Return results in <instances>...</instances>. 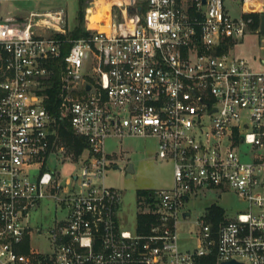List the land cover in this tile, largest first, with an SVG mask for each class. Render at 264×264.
Masks as SVG:
<instances>
[{
	"label": "built area",
	"instance_id": "obj_1",
	"mask_svg": "<svg viewBox=\"0 0 264 264\" xmlns=\"http://www.w3.org/2000/svg\"><path fill=\"white\" fill-rule=\"evenodd\" d=\"M238 1L260 16L264 51V2ZM105 21L73 39L65 8L0 19V264H264V70L229 52L255 17L232 18L225 0H115ZM59 59L55 115L44 91ZM66 120L88 147L62 182L49 158ZM110 137L155 138L174 162V186L140 198L147 233L122 225L123 193L105 184ZM224 190L246 209L215 225L208 208L183 249L187 205ZM48 197L67 215L41 253L30 219Z\"/></svg>",
	"mask_w": 264,
	"mask_h": 264
},
{
	"label": "rangeland",
	"instance_id": "obj_2",
	"mask_svg": "<svg viewBox=\"0 0 264 264\" xmlns=\"http://www.w3.org/2000/svg\"><path fill=\"white\" fill-rule=\"evenodd\" d=\"M96 0H89L85 15V28L88 25V10ZM112 0L106 1L101 12L110 17ZM115 1V0H114ZM120 1L121 4V0ZM125 1V0H124ZM264 2V0H262ZM225 7L232 18L242 16H254L256 23L251 26V33L243 39L231 42L229 52L231 55L244 58L249 61L250 67L254 70H264V65L260 59L264 58V51L261 49V36L256 32L259 27L260 16L252 13L238 0H225ZM65 8L68 15V25L70 32L73 31L78 23L79 0H45V1H3L0 17L6 18L16 16L19 12L29 13L31 11H49ZM120 12V8H117ZM21 22H15L20 24ZM257 59V60H256ZM64 149L63 151L61 149ZM244 146V149H247ZM54 151L49 158V165L53 170H57L60 180L64 182L67 176L77 171V167L72 164L79 162V156L67 144L60 133ZM86 151V148L83 152ZM106 152L112 161L111 166L106 172L105 184L109 187L121 190L123 193L122 214L123 226L134 231L138 227V216L142 210L140 205L139 191L141 190H163L174 186V162L170 159L159 157L158 140L151 137H110L106 140ZM85 157V156H84ZM244 160H247L244 158ZM133 164L135 173L128 178L127 168ZM119 166L121 169H116ZM37 173V171H34ZM222 194V195H221ZM208 192L199 198L192 199L187 205V209L192 212L189 222L179 225L181 246L183 249H194L197 245L196 236L198 233L197 222L208 214V208L218 205L225 210V215L233 216L247 207V203L233 193L231 190L222 193ZM67 215V210L57 205L52 197L44 199L41 207L31 214V226L33 233L30 236L31 247L41 253H49L51 247L50 232L57 221Z\"/></svg>",
	"mask_w": 264,
	"mask_h": 264
},
{
	"label": "trees",
	"instance_id": "obj_3",
	"mask_svg": "<svg viewBox=\"0 0 264 264\" xmlns=\"http://www.w3.org/2000/svg\"><path fill=\"white\" fill-rule=\"evenodd\" d=\"M89 0H79V11H78V20L79 23L77 27L69 33V37L73 39L80 38L82 36H86L88 33L85 30V15H86V8L88 5ZM109 0H96L94 2V5L89 8L88 10V21L91 23H96L98 21L99 24L104 25L107 20L106 15L101 12V8L103 4ZM115 2L114 0L111 1ZM70 46L67 45L63 49V56L67 55L69 53ZM62 63V59H59L58 61H55L53 63V67L55 68V74L54 76L46 83V89L44 91V94L46 96L45 99V106L55 115L60 114V106H61V85H60V66ZM1 61H0V67H1ZM1 74V71H0ZM61 129L60 133L62 137L66 140L67 144L75 151V153L80 156L84 149L88 147L86 139L79 137L75 134L73 131L70 123L66 120L64 122H61ZM151 190H141L139 191V200L140 198H144L145 196L150 195ZM225 214V210L218 206V205H212L209 209V218L210 220L217 225V223L223 219ZM208 216V214H207ZM154 216L149 213H139L138 216V230L142 233L149 232L151 222H153Z\"/></svg>",
	"mask_w": 264,
	"mask_h": 264
},
{
	"label": "water",
	"instance_id": "obj_4",
	"mask_svg": "<svg viewBox=\"0 0 264 264\" xmlns=\"http://www.w3.org/2000/svg\"><path fill=\"white\" fill-rule=\"evenodd\" d=\"M206 2H207V0H204V3H206ZM1 7H2V3L0 2V10H1ZM261 32L262 33L264 32V16L262 17ZM89 88H90V86H89ZM115 168L116 169L123 170L119 166H116ZM127 173H128V178H131L134 175V173H135V167H134L133 164L129 165V167L127 168ZM184 216L185 217L190 216V213L187 212V213L184 214ZM223 264H241V263H238L236 261H230V262H225Z\"/></svg>",
	"mask_w": 264,
	"mask_h": 264
},
{
	"label": "crops",
	"instance_id": "obj_5",
	"mask_svg": "<svg viewBox=\"0 0 264 264\" xmlns=\"http://www.w3.org/2000/svg\"><path fill=\"white\" fill-rule=\"evenodd\" d=\"M43 1H45V0H43ZM32 12V11H31ZM1 13V12H0ZM30 13V12H29ZM29 13H22V12H19L16 16H14V17H16L17 18V20L19 21V22H22L25 18H26V16L29 14ZM0 19L2 20V19H5V18H2V17H0Z\"/></svg>",
	"mask_w": 264,
	"mask_h": 264
},
{
	"label": "bare ground",
	"instance_id": "obj_6",
	"mask_svg": "<svg viewBox=\"0 0 264 264\" xmlns=\"http://www.w3.org/2000/svg\"><path fill=\"white\" fill-rule=\"evenodd\" d=\"M109 20V18L107 19V21ZM96 23H98V21H96Z\"/></svg>",
	"mask_w": 264,
	"mask_h": 264
}]
</instances>
